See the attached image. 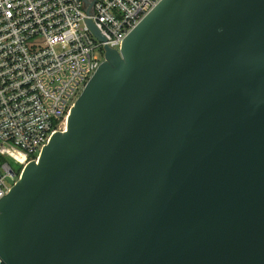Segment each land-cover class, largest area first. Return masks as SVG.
I'll list each match as a JSON object with an SVG mask.
<instances>
[{
	"label": "water",
	"instance_id": "water-1",
	"mask_svg": "<svg viewBox=\"0 0 264 264\" xmlns=\"http://www.w3.org/2000/svg\"><path fill=\"white\" fill-rule=\"evenodd\" d=\"M0 264H264V0H161L104 47L0 199Z\"/></svg>",
	"mask_w": 264,
	"mask_h": 264
},
{
	"label": "built area",
	"instance_id": "built-area-1",
	"mask_svg": "<svg viewBox=\"0 0 264 264\" xmlns=\"http://www.w3.org/2000/svg\"><path fill=\"white\" fill-rule=\"evenodd\" d=\"M160 1L94 0L87 14L85 0H0V199L65 131L104 47L119 50Z\"/></svg>",
	"mask_w": 264,
	"mask_h": 264
},
{
	"label": "rangeland",
	"instance_id": "rangeland-1",
	"mask_svg": "<svg viewBox=\"0 0 264 264\" xmlns=\"http://www.w3.org/2000/svg\"><path fill=\"white\" fill-rule=\"evenodd\" d=\"M11 165L14 167L13 163H11Z\"/></svg>",
	"mask_w": 264,
	"mask_h": 264
}]
</instances>
